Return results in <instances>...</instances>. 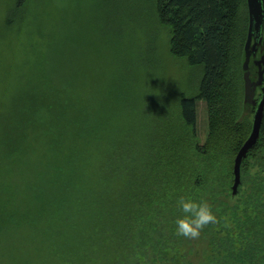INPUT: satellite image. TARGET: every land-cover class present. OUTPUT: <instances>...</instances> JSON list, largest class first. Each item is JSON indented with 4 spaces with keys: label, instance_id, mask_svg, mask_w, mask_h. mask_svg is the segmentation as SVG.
Instances as JSON below:
<instances>
[{
    "label": "trees",
    "instance_id": "16d2710c",
    "mask_svg": "<svg viewBox=\"0 0 264 264\" xmlns=\"http://www.w3.org/2000/svg\"><path fill=\"white\" fill-rule=\"evenodd\" d=\"M152 1L170 54L201 71L197 90L179 100L165 132L132 140L125 104L100 121L99 108L81 103L65 31L40 32L56 56L22 70L17 101L0 103V264H194L199 246L204 264H264V117L238 194L231 189L252 129L253 112L243 116L247 2ZM181 196L206 200L220 223L197 240L177 237Z\"/></svg>",
    "mask_w": 264,
    "mask_h": 264
},
{
    "label": "rangeland",
    "instance_id": "374dc122",
    "mask_svg": "<svg viewBox=\"0 0 264 264\" xmlns=\"http://www.w3.org/2000/svg\"><path fill=\"white\" fill-rule=\"evenodd\" d=\"M121 25L127 35L117 32ZM51 27L65 31L73 56L66 68L80 72L70 84L77 83L83 106L99 108L100 121H114L125 104L129 119L121 124L128 122L132 140L150 139L153 131L174 125L179 100L198 88L201 71L170 54L169 34L152 0H28L23 7L0 0V103L15 104L22 70L35 72L38 58L56 56L45 41ZM195 101L197 135L205 141L207 105ZM3 113L0 107V122ZM202 247L194 252V264L205 263Z\"/></svg>",
    "mask_w": 264,
    "mask_h": 264
},
{
    "label": "water",
    "instance_id": "95a60500",
    "mask_svg": "<svg viewBox=\"0 0 264 264\" xmlns=\"http://www.w3.org/2000/svg\"><path fill=\"white\" fill-rule=\"evenodd\" d=\"M247 11L249 16L248 36L244 46V58L242 63L243 81H244V97H243V116L253 112L252 129L249 137L239 150L234 160L233 167V185L232 196H236L241 184V166L248 156L249 152L256 145L260 137L262 120L264 117V54L261 59L254 61L257 67L256 75L252 73L254 70L251 66L252 57L257 50V35L264 27V0H246ZM258 89L261 92L260 99L257 98Z\"/></svg>",
    "mask_w": 264,
    "mask_h": 264
},
{
    "label": "clouds",
    "instance_id": "9594fccd",
    "mask_svg": "<svg viewBox=\"0 0 264 264\" xmlns=\"http://www.w3.org/2000/svg\"><path fill=\"white\" fill-rule=\"evenodd\" d=\"M177 208L182 216L175 221V235L187 240H197L209 225H218L220 219L214 213L212 206L206 200H196L193 197L181 196ZM225 226H227L225 224Z\"/></svg>",
    "mask_w": 264,
    "mask_h": 264
},
{
    "label": "flooded vegetation",
    "instance_id": "af4514ba",
    "mask_svg": "<svg viewBox=\"0 0 264 264\" xmlns=\"http://www.w3.org/2000/svg\"><path fill=\"white\" fill-rule=\"evenodd\" d=\"M257 39H256V44H257V52L254 53V56L252 57V61H251V66L254 64V61L261 59V57L264 54V27L261 29V32L257 35ZM254 67V74L256 75L257 72V67L255 66V64L253 65ZM258 93L261 94L260 90L258 89ZM257 98L260 99V96L257 95ZM255 110V107L253 109V112Z\"/></svg>",
    "mask_w": 264,
    "mask_h": 264
}]
</instances>
